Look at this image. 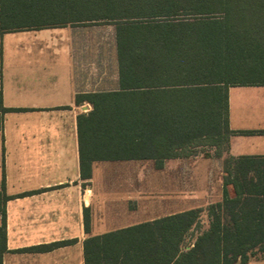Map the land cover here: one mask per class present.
<instances>
[{
    "label": "trees",
    "instance_id": "16d2710c",
    "mask_svg": "<svg viewBox=\"0 0 264 264\" xmlns=\"http://www.w3.org/2000/svg\"><path fill=\"white\" fill-rule=\"evenodd\" d=\"M90 23L116 28L120 90L77 97L92 105L78 117L82 178L97 161L160 168L203 145L223 144L228 153L229 88L264 86V0H0L2 34ZM222 173V201L207 207V229L204 210L195 208L92 236L84 264H247L264 257V156H227ZM4 188L3 179L0 258L7 250ZM85 223L87 230V215Z\"/></svg>",
    "mask_w": 264,
    "mask_h": 264
},
{
    "label": "crops",
    "instance_id": "0c3cea01",
    "mask_svg": "<svg viewBox=\"0 0 264 264\" xmlns=\"http://www.w3.org/2000/svg\"><path fill=\"white\" fill-rule=\"evenodd\" d=\"M82 25L0 32V182L4 179L8 197L1 201L7 250L0 264H84L89 237L222 201L217 176H206L200 198L195 191L187 193L180 162H171L178 159L155 166L160 178L151 205L143 197L146 178L110 172L111 165L145 161H97L91 177L82 178L78 117L92 105L78 103L77 97L120 90L115 26L106 24L115 47L109 68L111 54L102 53L101 27ZM228 124L226 156H264V86L229 88ZM249 131L255 133H243ZM186 166L192 174V166ZM145 167L135 173L146 174ZM64 241L71 243L25 251Z\"/></svg>",
    "mask_w": 264,
    "mask_h": 264
},
{
    "label": "rangeland",
    "instance_id": "374dc122",
    "mask_svg": "<svg viewBox=\"0 0 264 264\" xmlns=\"http://www.w3.org/2000/svg\"><path fill=\"white\" fill-rule=\"evenodd\" d=\"M92 24V23H90ZM90 24H83L82 26H90ZM95 25H99L101 27V33H100V42L102 43V53L108 54V52L111 54L109 55L107 61L109 60L110 62L108 63V67L110 68V65H112V58L114 54V40L112 37V27L106 26V24H99L95 23ZM108 56V55H107ZM111 59V60H110ZM234 93L240 92L238 89L233 91ZM224 145L220 146H212V145H203L199 146L198 148L193 150V155L190 157H184L180 158L178 160H173L171 161L172 163H177L180 162L181 164V182L183 183L182 185L188 192H193L192 195L197 192L198 197L202 195L199 191L203 190L206 182H207V177L210 176L209 178L216 177L218 181L222 184V166H223V158L227 157L226 153L223 152ZM222 153V158H219L218 155ZM186 164H190L192 166V174L190 173V169L186 166ZM115 166L111 169V175L114 177H124V178H132V179H137L140 176L142 178H146L148 180V188H146V194L145 197L148 199L150 205L153 200L156 199V193H155V188L153 189V186L157 184V180L160 178L157 171L155 170V164L153 161H145L144 163H126V164H116V165H111ZM141 166V168H144L148 170L146 174L144 175H139L138 173H135V171ZM113 171V173H112ZM192 175V177H191ZM213 175V176H212ZM191 177V179H190ZM193 182L192 189H189V184ZM194 184L195 187H194ZM196 189V190H195ZM195 191V192H194ZM200 198V197H199ZM149 205V206H150ZM203 215H202V222L203 226L207 227L208 226V219H207V207L202 205ZM247 264H264V257L262 254H257L253 255L249 262Z\"/></svg>",
    "mask_w": 264,
    "mask_h": 264
}]
</instances>
